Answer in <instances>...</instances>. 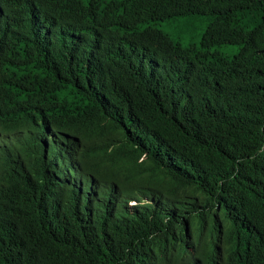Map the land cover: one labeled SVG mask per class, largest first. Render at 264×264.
Wrapping results in <instances>:
<instances>
[{
	"label": "trees",
	"instance_id": "1",
	"mask_svg": "<svg viewBox=\"0 0 264 264\" xmlns=\"http://www.w3.org/2000/svg\"><path fill=\"white\" fill-rule=\"evenodd\" d=\"M0 264H264V0H0Z\"/></svg>",
	"mask_w": 264,
	"mask_h": 264
},
{
	"label": "rangeland",
	"instance_id": "2",
	"mask_svg": "<svg viewBox=\"0 0 264 264\" xmlns=\"http://www.w3.org/2000/svg\"><path fill=\"white\" fill-rule=\"evenodd\" d=\"M192 21L188 23L187 21ZM201 25L202 22L200 18L193 16L190 17H181L172 21H164L157 24L163 31H167L172 38H175L183 45L188 43H197L201 36ZM218 51L233 54L236 51V45L224 44L218 47Z\"/></svg>",
	"mask_w": 264,
	"mask_h": 264
},
{
	"label": "bare ground",
	"instance_id": "3",
	"mask_svg": "<svg viewBox=\"0 0 264 264\" xmlns=\"http://www.w3.org/2000/svg\"><path fill=\"white\" fill-rule=\"evenodd\" d=\"M12 3V2H11ZM148 5V4H147ZM149 6V5H148ZM144 7V6H143ZM158 14V13H157ZM161 15V14H160ZM205 16H206V14H205ZM17 19V18H16ZM209 19V18H208ZM205 20H207V18L205 19ZM209 21V20H208ZM160 22H162V21H160ZM206 23H207V21H205ZM212 26V25H211ZM153 27V26H152ZM211 28V27H210ZM164 30V29H163ZM205 30V29H204ZM167 32V31H166ZM202 35H203V32L201 33ZM108 35V34H107ZM126 36V35H125ZM127 37V36H126ZM149 40H150V37L148 38ZM176 40V39H175ZM177 40H178V38H177ZM147 42V41H146ZM152 42V41H151ZM181 42V41H180ZM199 41H197V43H198ZM145 43V42H144ZM139 44V43H138ZM183 44V43H182ZM185 45V44H184ZM187 45V44H186ZM115 46V45H114ZM136 61V60H135ZM132 68V67H131ZM231 170V169H230ZM239 174V173H238ZM240 181V180H239ZM230 182V181H229ZM252 182H254V181H252ZM258 182V181H257ZM241 185V184H240ZM254 185V184H253ZM226 187V186H225ZM250 188V187H249ZM256 188V187H255ZM217 189V188H216ZM248 189V188H247ZM229 190V189H228ZM246 190V189H245ZM190 191V190H189ZM236 191V190H235ZM253 192V191H252ZM247 193V192H246ZM248 193H249V191H248ZM259 193V192H258ZM192 194V193H191ZM200 194V193H199ZM238 194V193H237ZM257 194V193H256ZM196 195V194H195ZM198 196V195H197ZM217 196V195H216ZM241 196V195H240ZM250 196V195H249ZM231 198V197H230ZM248 198V197H247ZM199 199V198H198ZM228 199V198H227ZM256 199V198H255ZM238 200V199H237ZM197 201V200H196ZM247 201V200H246ZM241 202V201H240ZM243 203V202H242ZM251 203V202H250ZM199 205V204H198ZM245 206V205H244ZM248 206V205H247ZM243 209V208H242ZM201 210V209H200ZM197 213V212H196ZM201 213V212H200ZM198 214V213H197Z\"/></svg>",
	"mask_w": 264,
	"mask_h": 264
}]
</instances>
